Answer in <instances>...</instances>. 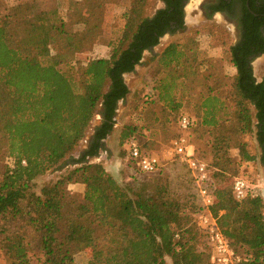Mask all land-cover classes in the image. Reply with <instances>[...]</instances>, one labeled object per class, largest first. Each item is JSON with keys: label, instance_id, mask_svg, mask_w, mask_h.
<instances>
[{"label": "trees", "instance_id": "trees-1", "mask_svg": "<svg viewBox=\"0 0 264 264\" xmlns=\"http://www.w3.org/2000/svg\"><path fill=\"white\" fill-rule=\"evenodd\" d=\"M110 1L85 0L83 12L67 10V20L34 1L35 13L23 23L29 31L20 39L0 4V157L12 164L0 172V258L7 264H76L77 254L91 250V264H211V249L198 224L200 214L209 211L243 257L238 264H264V199L249 191L237 200L232 186H224L240 166L232 149L239 152L240 162L256 160L245 136L256 133L264 166V80L257 81L248 60L254 43L234 45L221 29L208 34L209 44L228 53L236 70L232 82L217 75L215 85L194 105L195 116H188L198 138L210 137L212 163H207L214 204L206 208L198 199L187 166L190 191L182 197L171 190L165 165L148 184L137 162L127 159L131 138L143 153H151L154 136L166 121L169 127L179 123L193 68L186 51H194L199 39L170 44L137 93L119 144L125 148L121 155L131 180L141 184L137 190L124 188L103 164L90 162L106 151L119 104L130 94L125 76L136 71L149 48L160 44L171 29L170 20L184 28L183 0H166L169 7L154 18L146 15L147 0H131L120 40L109 56L81 60L112 28L115 7ZM51 45L59 47L52 57ZM46 57L48 64L41 61ZM71 61L81 66L66 74L60 66ZM154 71L164 76H151ZM97 114L101 122L87 149L79 158L71 157V164L81 167L34 193L35 181L77 148ZM176 140H171L172 148ZM191 143L196 157L205 161ZM177 162L171 168L178 169ZM65 183L83 185V200L65 190Z\"/></svg>", "mask_w": 264, "mask_h": 264}, {"label": "rangeland", "instance_id": "rangeland-1", "mask_svg": "<svg viewBox=\"0 0 264 264\" xmlns=\"http://www.w3.org/2000/svg\"><path fill=\"white\" fill-rule=\"evenodd\" d=\"M36 1L40 4V8L47 11L58 10L61 17L65 20L68 19L67 10L73 8L76 11L83 12L85 0H0L1 10L4 15H9L13 21V35L16 39L26 37L28 26L25 28L23 23L26 19L31 18L34 15L33 2ZM115 10L113 11V24L112 28L106 33L107 36L103 41H100L95 45V49L90 54H84L79 56L82 59H95L108 57L111 51V46L118 44L120 36L122 34L125 25V15L129 10L131 0H111ZM204 0H190L187 15H188V26L184 33H179L173 37H165L161 41V46L154 50V52H145L142 63L137 66L136 71L132 74L125 76V80L129 89L138 88L141 91L143 86L149 80L148 75L150 68L154 66L155 60L158 55H160L165 47L168 45L183 41L185 39H199L195 42L194 51L190 52L187 49V57L192 59L193 68H189V76L186 79L187 91L184 93L183 107L180 111L183 115L195 116L194 105L199 101V96L203 94L208 88L215 85L214 79L219 76H223L226 79H230L232 82L233 77L236 75V70L229 62L228 53H224L221 49L214 48L213 44H209L211 37L208 34L212 29H221L227 32L230 37V42L233 43L234 37L233 33L229 30V26L221 22L219 19L205 20L200 13V5ZM161 7L160 0H147L146 3V15L151 17L154 15L156 10ZM50 57L55 56L59 52V47L57 45H51ZM189 59V58H188ZM80 60V61H81ZM44 64L50 63V59L41 58ZM76 64L74 62L65 63L60 66V69L66 74H71V69L77 70L79 68L80 62ZM254 75L258 82L264 80V55L258 57L254 60ZM151 74V73H150ZM151 76L163 77V73L155 72ZM133 91V90H132ZM131 92V91H130ZM126 101V100H125ZM124 103V102H120ZM126 104V102L124 103ZM120 106V104H119ZM100 110V108H99ZM253 114L255 110L252 108ZM122 114V113H121ZM129 114V113H128ZM117 123L119 122L116 118ZM101 116L97 114L91 123L89 129L87 130V136L83 139L77 148L68 155L63 161L60 162L58 166L49 170L45 175L39 177L35 181L34 193L39 194L42 188L51 183H57L58 181L64 180L67 176L80 168V165H72L71 157L79 158L81 153L87 149L89 142L92 138L95 128L100 124ZM119 124V123H118ZM121 129V128H120ZM180 129L178 124L169 127V121L160 129L154 136V146L150 149L152 154L158 155L163 165L166 166L165 176L169 179L171 190L184 197V195H189L190 183L188 182V172L187 167L184 163L179 162L178 169L171 168L172 162L178 163L177 158L171 157L169 154L172 150L171 140L177 139L180 136ZM190 139L194 142L199 156L208 163H212V153L209 148L210 137L208 135L204 136L202 139L198 138L197 133H194V129L191 130ZM248 143L249 152L256 157L254 162H240L239 152L236 149L231 150V156L235 158L240 166L238 167V173L229 178L224 184L226 187L233 185L235 178H243L251 187V192L255 196H260L264 199V166L261 164V149L257 142L256 133L252 135L245 136L243 139ZM120 153L125 156V148L120 145ZM106 154V151H104ZM103 152V153H104ZM100 157V156H99ZM109 158V157H108ZM91 164H102L99 162V158L93 159ZM11 161L8 159H2L0 157V172L4 170L6 166H10ZM117 180L120 186L127 188L132 187L134 189L140 188V184H134L131 180L130 170L122 164L120 165V170L116 172H109ZM145 183L153 184L157 176L145 175L143 177ZM63 188L69 191L70 194L75 196L79 200H83L84 186L77 185L74 183H65ZM32 246V249L37 253L38 244L36 243ZM91 250L80 252L75 256L76 264H91ZM36 263V261L34 260ZM0 264H7L6 261L0 258ZM41 264V263H40Z\"/></svg>", "mask_w": 264, "mask_h": 264}, {"label": "built area", "instance_id": "built-area-1", "mask_svg": "<svg viewBox=\"0 0 264 264\" xmlns=\"http://www.w3.org/2000/svg\"><path fill=\"white\" fill-rule=\"evenodd\" d=\"M178 126L181 134L169 155L184 163L193 173L198 186V199L204 207L208 208L215 202L209 186L211 181L209 165L196 157L195 148L190 139L191 119L187 115H182ZM127 153V159L137 162V169L143 176L156 175L164 166L158 155L143 153L136 138H131L127 143ZM232 188L237 200H243L251 191L250 185L243 178H235ZM198 220L199 227L206 235L207 243L211 249V264H238L242 261L243 257L233 250L229 240L221 232L217 219L209 211L200 214Z\"/></svg>", "mask_w": 264, "mask_h": 264}, {"label": "flooded vegetation", "instance_id": "flooded-vegetation-1", "mask_svg": "<svg viewBox=\"0 0 264 264\" xmlns=\"http://www.w3.org/2000/svg\"><path fill=\"white\" fill-rule=\"evenodd\" d=\"M160 2L161 7L156 10L151 18H154L159 11L166 10L169 7L166 0H160ZM189 2L190 0H183L182 2L184 28H180L175 21L170 20L169 26L171 29L167 30L166 34L161 38L160 44L155 48H149L146 52L151 53L158 49L163 38L173 37L187 30ZM171 11L173 12V9ZM200 13L207 21L219 19L221 22L226 23L229 26V30L233 33L234 45H241L243 42L244 44L247 42L254 43V48L248 56L249 64L252 68L254 60L258 58L257 55H264V53H259L260 50L264 49V0H204L200 5ZM259 35L260 37H258Z\"/></svg>", "mask_w": 264, "mask_h": 264}, {"label": "crops", "instance_id": "crops-1", "mask_svg": "<svg viewBox=\"0 0 264 264\" xmlns=\"http://www.w3.org/2000/svg\"><path fill=\"white\" fill-rule=\"evenodd\" d=\"M138 88H142L141 86ZM133 88L130 89V94L128 95L126 104L120 103L119 109L117 111V120L119 121L115 126V130L113 133L107 138L105 141L106 144V154L105 152L100 154L99 162H102L103 166L109 172H116L120 170V165L125 163L124 156L120 153V146H119V136H120V128L126 123L128 119V113L133 107L134 101L137 99V93L140 89ZM133 90V91H132ZM122 113V114H121ZM109 157V158H108Z\"/></svg>", "mask_w": 264, "mask_h": 264}]
</instances>
